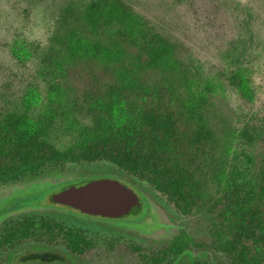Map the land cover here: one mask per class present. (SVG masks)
<instances>
[{
  "label": "trees",
  "instance_id": "trees-1",
  "mask_svg": "<svg viewBox=\"0 0 264 264\" xmlns=\"http://www.w3.org/2000/svg\"><path fill=\"white\" fill-rule=\"evenodd\" d=\"M200 3L222 8L216 0ZM195 5L186 0L187 7ZM61 8L50 43L33 50L21 45L23 52L15 54L39 58V74L49 87L54 81L63 89L62 99L39 120L27 111L0 112V186L72 166L107 165L141 192L146 184L182 215H203L208 222L209 239L186 225L148 250L134 245V264H177L193 251L211 252L216 260L192 258L191 264H264V168L254 184L220 192L216 138L199 112L210 102L212 76L125 0H72ZM62 107L74 116L62 123L78 128L65 149L57 142ZM258 140L264 147V128ZM27 246L63 249L80 260L99 253L85 231L36 212L11 217L0 229L3 261Z\"/></svg>",
  "mask_w": 264,
  "mask_h": 264
},
{
  "label": "rangeland",
  "instance_id": "rangeland-1",
  "mask_svg": "<svg viewBox=\"0 0 264 264\" xmlns=\"http://www.w3.org/2000/svg\"><path fill=\"white\" fill-rule=\"evenodd\" d=\"M69 1L0 0V112L27 111L39 120L50 114V103L62 99L63 89L54 81L49 87L48 78L39 74V58L20 59L15 53L23 52L21 45L33 50L34 44L42 48L49 44L61 7ZM74 1L87 4L92 0ZM125 1L147 26L180 41L187 49L183 56L212 76L210 102L199 112L216 138L214 174L218 173L220 192L229 194L232 187L254 184L264 168V147L258 140L264 128V0H216L222 8H204L200 0H194L193 8L186 6V0ZM63 107L57 116V142L65 149L78 135V128L68 129L62 123L64 116L74 118L73 110ZM112 172L107 165H79L43 179L0 186V229L11 217L36 212L85 231L99 252L92 259L80 260L63 249L27 246L6 262L0 248V264H134L133 253L130 258L134 245L148 250L151 244L178 235L186 225L209 239L203 215H182L159 193L147 190L146 184L141 192ZM103 177L134 187L142 197L143 210L125 218H102L50 202L53 194L68 185ZM201 253H184L177 264H191L192 258L216 260L211 252L207 257Z\"/></svg>",
  "mask_w": 264,
  "mask_h": 264
},
{
  "label": "water",
  "instance_id": "water-1",
  "mask_svg": "<svg viewBox=\"0 0 264 264\" xmlns=\"http://www.w3.org/2000/svg\"><path fill=\"white\" fill-rule=\"evenodd\" d=\"M51 199L57 205L102 218H122L143 206L141 195L134 187L113 177L68 185Z\"/></svg>",
  "mask_w": 264,
  "mask_h": 264
}]
</instances>
